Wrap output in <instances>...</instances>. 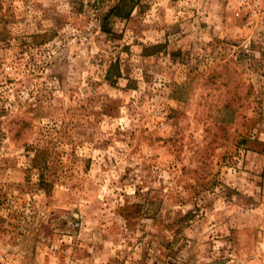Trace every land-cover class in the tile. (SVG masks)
I'll return each instance as SVG.
<instances>
[{
	"label": "rangeland",
	"instance_id": "obj_1",
	"mask_svg": "<svg viewBox=\"0 0 264 264\" xmlns=\"http://www.w3.org/2000/svg\"><path fill=\"white\" fill-rule=\"evenodd\" d=\"M120 1L0 0V264H264V0Z\"/></svg>",
	"mask_w": 264,
	"mask_h": 264
},
{
	"label": "trees",
	"instance_id": "obj_2",
	"mask_svg": "<svg viewBox=\"0 0 264 264\" xmlns=\"http://www.w3.org/2000/svg\"><path fill=\"white\" fill-rule=\"evenodd\" d=\"M126 0H121L120 2H118L114 7L112 12H114V15L118 16V17H126L128 12L130 11V9L132 8V5H126L125 4ZM125 10V11H123Z\"/></svg>",
	"mask_w": 264,
	"mask_h": 264
}]
</instances>
